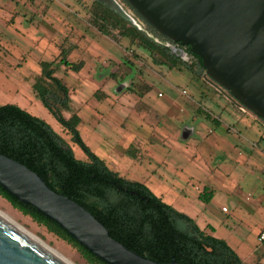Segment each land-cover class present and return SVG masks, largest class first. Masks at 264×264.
<instances>
[{
  "label": "rangeland",
  "instance_id": "obj_1",
  "mask_svg": "<svg viewBox=\"0 0 264 264\" xmlns=\"http://www.w3.org/2000/svg\"><path fill=\"white\" fill-rule=\"evenodd\" d=\"M100 25L93 0H0V107L14 105L45 121L75 159L86 162L34 89L36 83L54 88L42 74L43 64L52 63L69 96L68 108H57L76 121L82 142L110 171L146 186L206 235L224 241L242 264H264L258 240L264 228V122L204 72L156 65L117 31L102 34ZM61 60L82 61L83 68L73 72ZM185 130L191 132L187 139ZM0 212L69 263L88 264L2 197Z\"/></svg>",
  "mask_w": 264,
  "mask_h": 264
},
{
  "label": "trees",
  "instance_id": "obj_2",
  "mask_svg": "<svg viewBox=\"0 0 264 264\" xmlns=\"http://www.w3.org/2000/svg\"><path fill=\"white\" fill-rule=\"evenodd\" d=\"M129 8L130 6L122 0ZM131 9V8H130ZM94 22L101 23L98 30L110 35L109 28L117 31L131 45L146 51L156 65L180 62L169 49L131 25L106 6L93 0ZM148 31L160 40L164 37L148 25L133 9ZM61 63L73 72L83 68V62ZM52 63L43 64V77L53 89L36 83L43 105L68 130L72 140L87 156V161L75 159L69 145L43 120L14 105L0 107V155L25 166L56 194L62 195L89 212L126 249L141 257L159 263L171 260L179 264H242L228 245L202 232L187 216L176 212L156 197L146 186L125 180L110 171L82 142L74 119L66 120L60 109L68 108V90L53 76ZM204 70L199 60L196 74ZM134 192L131 195L130 192ZM0 197L14 209L29 216L37 224L74 247L88 264H106L73 240L57 224L39 214L32 206L24 205L0 187ZM205 200L209 201L206 196ZM211 249V252H208Z\"/></svg>",
  "mask_w": 264,
  "mask_h": 264
},
{
  "label": "water",
  "instance_id": "obj_3",
  "mask_svg": "<svg viewBox=\"0 0 264 264\" xmlns=\"http://www.w3.org/2000/svg\"><path fill=\"white\" fill-rule=\"evenodd\" d=\"M94 1L140 29L117 0ZM124 1L167 41L188 46L201 61L206 79L264 122V0ZM166 47L176 53L171 44ZM185 55L183 51L176 54L182 61H186ZM0 187L57 224L106 264H179L175 260L159 263L126 249L80 205L51 191L37 174L3 155ZM0 264L65 263L0 215Z\"/></svg>",
  "mask_w": 264,
  "mask_h": 264
},
{
  "label": "flooded vegetation",
  "instance_id": "obj_4",
  "mask_svg": "<svg viewBox=\"0 0 264 264\" xmlns=\"http://www.w3.org/2000/svg\"><path fill=\"white\" fill-rule=\"evenodd\" d=\"M136 20L143 25L144 29L142 31L146 35H148L149 37L153 38L155 42H157V43H159V44H161V45H163L165 47H166V44H168V43L171 44L172 46H174L176 48V53H174L173 56H175V58L178 59L180 62L184 63L185 65H187L189 67H191L192 70L198 71V69H199V58L197 56L193 55L190 52V49H189L188 46L182 45L180 43H170L165 38L163 40H160L158 38H155L151 33L148 32V29H147L146 25L144 24V22L141 21V19L137 15H136ZM179 51H183L186 54L185 55L186 61H182L180 58H178L176 56V54L179 53Z\"/></svg>",
  "mask_w": 264,
  "mask_h": 264
},
{
  "label": "bare ground",
  "instance_id": "obj_5",
  "mask_svg": "<svg viewBox=\"0 0 264 264\" xmlns=\"http://www.w3.org/2000/svg\"><path fill=\"white\" fill-rule=\"evenodd\" d=\"M0 215L6 219L15 229H17L19 232H21L23 235H25L27 238H29L30 240H32L33 242H35L37 245H39L40 247H42L43 249H45L46 251H48L50 254H52L53 256H55L56 258H58L59 260H61L63 263L65 264H71L68 261H66L65 259H63L62 257H60L59 255H57L56 253H54L51 249H49L47 246H45L39 239H37L35 236L29 234L27 231H25L22 227L18 226L17 224H15L11 219H9L6 215H4L3 213L0 212Z\"/></svg>",
  "mask_w": 264,
  "mask_h": 264
},
{
  "label": "built area",
  "instance_id": "obj_6",
  "mask_svg": "<svg viewBox=\"0 0 264 264\" xmlns=\"http://www.w3.org/2000/svg\"><path fill=\"white\" fill-rule=\"evenodd\" d=\"M135 20H136V19H135ZM136 21H137V20H136ZM137 23H138L139 26H140V29H139V30H142V29H143V25H142L141 23H139L138 21H137ZM222 211H225V209L223 208ZM258 240H259L261 243L264 244V228L261 230V232H260V234H259V238H258Z\"/></svg>",
  "mask_w": 264,
  "mask_h": 264
},
{
  "label": "crops",
  "instance_id": "obj_7",
  "mask_svg": "<svg viewBox=\"0 0 264 264\" xmlns=\"http://www.w3.org/2000/svg\"><path fill=\"white\" fill-rule=\"evenodd\" d=\"M184 132H185V134H186V137H185L184 139H187V138L190 136L191 132H190V131L188 132V131H186V130H185ZM222 209H223V208H222Z\"/></svg>",
  "mask_w": 264,
  "mask_h": 264
}]
</instances>
